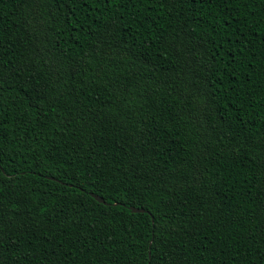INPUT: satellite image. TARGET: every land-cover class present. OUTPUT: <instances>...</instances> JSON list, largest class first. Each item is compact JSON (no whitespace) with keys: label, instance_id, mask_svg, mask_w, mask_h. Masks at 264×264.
Returning a JSON list of instances; mask_svg holds the SVG:
<instances>
[{"label":"trees","instance_id":"1","mask_svg":"<svg viewBox=\"0 0 264 264\" xmlns=\"http://www.w3.org/2000/svg\"><path fill=\"white\" fill-rule=\"evenodd\" d=\"M0 264H264V0H0Z\"/></svg>","mask_w":264,"mask_h":264},{"label":"water","instance_id":"2","mask_svg":"<svg viewBox=\"0 0 264 264\" xmlns=\"http://www.w3.org/2000/svg\"><path fill=\"white\" fill-rule=\"evenodd\" d=\"M91 195H92L93 197H95V199H97L98 201L104 202V199H103L102 197H100L99 195H96V194H94V193H91ZM129 208H130V210L133 211V212L143 211L142 208H137V207H134V206H130Z\"/></svg>","mask_w":264,"mask_h":264}]
</instances>
